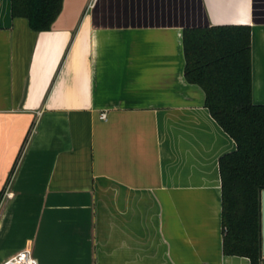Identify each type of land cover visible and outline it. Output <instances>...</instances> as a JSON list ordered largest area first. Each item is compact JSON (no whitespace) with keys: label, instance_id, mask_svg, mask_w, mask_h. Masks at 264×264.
<instances>
[{"label":"crops","instance_id":"0c3cea01","mask_svg":"<svg viewBox=\"0 0 264 264\" xmlns=\"http://www.w3.org/2000/svg\"><path fill=\"white\" fill-rule=\"evenodd\" d=\"M213 27L251 29L264 105V0H64L40 33L0 0V264H252L223 251L237 144L185 77Z\"/></svg>","mask_w":264,"mask_h":264},{"label":"trees","instance_id":"16d2710c","mask_svg":"<svg viewBox=\"0 0 264 264\" xmlns=\"http://www.w3.org/2000/svg\"><path fill=\"white\" fill-rule=\"evenodd\" d=\"M64 0H12L13 14L35 32L50 31ZM185 77L206 94L205 105L237 150L220 159L223 251L261 264L264 190V105L253 103L251 29L213 27L184 33Z\"/></svg>","mask_w":264,"mask_h":264},{"label":"built area","instance_id":"2783aa9c","mask_svg":"<svg viewBox=\"0 0 264 264\" xmlns=\"http://www.w3.org/2000/svg\"><path fill=\"white\" fill-rule=\"evenodd\" d=\"M101 119H107V114H101ZM4 264H39L37 260L34 258L32 252L30 250H25L19 252L17 255L9 259Z\"/></svg>","mask_w":264,"mask_h":264},{"label":"water","instance_id":"95a60500","mask_svg":"<svg viewBox=\"0 0 264 264\" xmlns=\"http://www.w3.org/2000/svg\"><path fill=\"white\" fill-rule=\"evenodd\" d=\"M261 233H262V256L264 258V190L261 194Z\"/></svg>","mask_w":264,"mask_h":264},{"label":"rangeland","instance_id":"374dc122","mask_svg":"<svg viewBox=\"0 0 264 264\" xmlns=\"http://www.w3.org/2000/svg\"><path fill=\"white\" fill-rule=\"evenodd\" d=\"M263 264H264V260H263Z\"/></svg>","mask_w":264,"mask_h":264}]
</instances>
